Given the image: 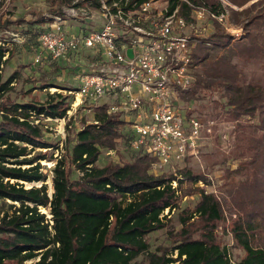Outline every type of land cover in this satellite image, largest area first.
Instances as JSON below:
<instances>
[{
    "label": "trees",
    "instance_id": "trees-1",
    "mask_svg": "<svg viewBox=\"0 0 264 264\" xmlns=\"http://www.w3.org/2000/svg\"><path fill=\"white\" fill-rule=\"evenodd\" d=\"M72 1L51 0L55 8L39 15L43 26L38 43L47 24L64 15ZM203 1L219 6L217 0ZM231 1L241 7L250 0ZM262 2L233 12L238 23L241 15L248 14L244 23L248 31L241 41L232 44L216 23L213 38L207 39L213 46L197 44L194 63L201 64L202 70L195 74L192 86L180 92L182 98L200 100L217 91L218 101L228 112L263 124L264 76L247 80L236 60L264 59V7L251 15ZM30 23L36 25L38 20ZM11 24L8 19L4 27ZM13 56V50L0 45V200L6 206L0 211V264L33 259H38L35 264H137L141 257L140 264H264V202L256 200L261 198V182L248 185L246 180L248 200L242 202L243 212L232 227L244 255L234 261L216 233L223 217L216 196L200 190L194 206L181 205L182 184H196L205 176L189 167L183 168L182 178L171 170L157 173V158L132 148L130 121L110 112L111 102L93 104V121L75 132L67 123L64 148L56 155L55 144L34 119L66 120L73 101L61 92L50 94L44 102L5 97L20 78L18 70L7 79L3 76L2 68ZM30 81L37 88L36 80ZM51 85L42 83L43 88ZM78 87L68 90L75 92ZM119 143L132 151L129 159L100 166L103 150L118 152ZM43 161L54 163L51 173ZM175 210L181 228L168 230L167 244L153 246L151 234L168 227Z\"/></svg>",
    "mask_w": 264,
    "mask_h": 264
},
{
    "label": "built area",
    "instance_id": "built-area-1",
    "mask_svg": "<svg viewBox=\"0 0 264 264\" xmlns=\"http://www.w3.org/2000/svg\"><path fill=\"white\" fill-rule=\"evenodd\" d=\"M217 1L219 6L203 0H100L103 26L73 32L64 17L77 18L85 11L76 1L47 24L35 62H79L83 53L93 54L96 70L78 63L80 84L73 106L110 97V112L130 121L132 148L156 157L155 170L175 169L188 156L200 158L204 132H211L201 117L176 101L194 82L193 53L200 37L210 24L227 22L235 8L228 0Z\"/></svg>",
    "mask_w": 264,
    "mask_h": 264
},
{
    "label": "rangeland",
    "instance_id": "rangeland-1",
    "mask_svg": "<svg viewBox=\"0 0 264 264\" xmlns=\"http://www.w3.org/2000/svg\"><path fill=\"white\" fill-rule=\"evenodd\" d=\"M77 1V6L85 11L80 13V17L73 18L68 14L65 16V26L73 32H79L82 29H91L92 27L100 28L105 22V18L100 12V6L95 0H73L71 6ZM100 1V0H98ZM235 8L230 9V14L225 23L217 24L221 27L223 33L227 34L232 44L241 41L248 29L244 28L247 15H241V22L235 20L234 11H241L250 8L253 2L250 0L243 6H238L231 0H228ZM71 6H66L65 9ZM264 7L262 2L257 8L252 11V14L257 13L258 9ZM55 8L51 0H0V45L10 48L14 51L12 59L6 63L3 68L4 79H7L13 72L19 71L20 78L12 83L11 91L5 94V97L15 98L17 100L29 101L38 99L41 102L47 100L48 96L54 92L69 94L73 103L76 99V92H69L68 89L78 87L80 81L77 74L80 66L94 69L98 59L93 54L83 53L81 61H48L43 60L41 63H36L35 48L38 47V31L43 26L40 14H48L51 9ZM250 15V16H251ZM11 20L10 27H4L6 20ZM38 20L36 25L30 22ZM216 23L210 24V30L205 36H201L200 45L212 47V40L215 33ZM250 30V29H249ZM133 33H130V36ZM222 52V51H221ZM8 57L6 55L5 59ZM240 65L243 67L244 75L247 80H257L264 76V59H251L244 61L237 58ZM95 65H92L93 63ZM79 63V64H78ZM202 70L201 64H197L195 72L199 73ZM36 80L37 88H33L30 80ZM195 80V77L194 79ZM52 84L48 88H43L42 83ZM55 84V85H54ZM56 86H60L56 87ZM33 88V89H32ZM32 91H29L31 90ZM74 91V90H72ZM220 93L217 91L208 92L206 97L200 100L184 99L181 96L176 103L183 108L190 110L194 115L201 117L206 125L211 128V132H204L203 147L200 152V158L188 156L186 159L176 165L175 169L165 167L157 173H163L165 170H171L178 178L184 177L183 168H192L196 173L203 174L205 180L198 183L184 182L180 189L182 197L181 205L194 206L200 199V190L206 193H213L221 202L223 217L219 221L216 233L222 243L230 248L232 259L234 261L243 257L244 251L237 246L232 227L235 220L243 212L242 202H246L247 194H245L246 180L248 185L261 182V193L256 200L264 202V122L261 125L257 120L251 119L250 116H235L232 112L222 107L218 101ZM110 97H103L97 103L112 102ZM94 103L84 102L78 107H74L68 112L69 117L65 119H45L40 122L39 119H34L47 134L52 143L55 144L56 155L62 153L67 135V123H70V128L73 132L83 127L85 123L93 121ZM96 104V102H95ZM93 108V109H92ZM131 114L127 113L129 117ZM118 152L109 153L108 150H103L98 164L103 166L110 161L115 163L129 159L132 151L123 143L118 144ZM47 170L53 167L52 161H43ZM175 170V171H174ZM51 173V172H50ZM75 175H81L77 172ZM244 181V184H243ZM252 181V182H251ZM177 185V182H176ZM49 195H52L51 179L48 181ZM263 191V193H262ZM6 208L0 200V211ZM245 209V208H244ZM42 211L47 212L45 208ZM168 212H166L167 214ZM169 217L172 222L168 227L161 229L151 234L150 240L153 246L168 242L166 241L168 230H178L182 223L178 218V210H175ZM139 258L137 264H140ZM36 259L26 261L24 264H35ZM10 264H18L11 262Z\"/></svg>",
    "mask_w": 264,
    "mask_h": 264
},
{
    "label": "crops",
    "instance_id": "crops-1",
    "mask_svg": "<svg viewBox=\"0 0 264 264\" xmlns=\"http://www.w3.org/2000/svg\"><path fill=\"white\" fill-rule=\"evenodd\" d=\"M37 51H38V48H37ZM37 51H36V52H37ZM62 60H63V61H67L68 59H61V60H54V61L61 62ZM51 61H52V60H51Z\"/></svg>",
    "mask_w": 264,
    "mask_h": 264
},
{
    "label": "water",
    "instance_id": "water-1",
    "mask_svg": "<svg viewBox=\"0 0 264 264\" xmlns=\"http://www.w3.org/2000/svg\"><path fill=\"white\" fill-rule=\"evenodd\" d=\"M132 52H133V51H132V49H131V48H130V49H128V53H129V55H130V56H132Z\"/></svg>",
    "mask_w": 264,
    "mask_h": 264
}]
</instances>
